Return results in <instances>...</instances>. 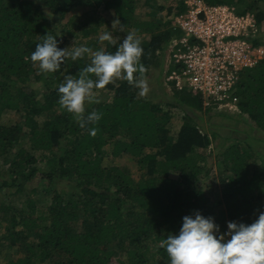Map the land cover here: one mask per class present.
Segmentation results:
<instances>
[{
  "label": "trees",
  "instance_id": "trees-1",
  "mask_svg": "<svg viewBox=\"0 0 264 264\" xmlns=\"http://www.w3.org/2000/svg\"><path fill=\"white\" fill-rule=\"evenodd\" d=\"M134 1L0 0V115L4 110L23 112L22 119L11 125L0 121V160L7 161L11 179L1 182L0 190L10 187V199L21 197L25 181L40 177L48 183L44 192L51 194L44 209L38 210L33 200L28 201L27 210L0 205L9 214L0 239L19 254L6 264H109L114 255L118 264H167V253L152 246L178 231L182 216L199 210L213 217L223 232L226 221L251 223L264 210V157L257 148L264 138L250 135L243 140L233 138V144L222 153L223 171L229 174L223 178L216 208H207L196 183L205 169L206 149L214 132L203 130L193 119H184L172 137L167 126L170 111L137 95L150 67L162 71L164 51L175 36L165 15L175 17L183 12L185 0H162L157 7L164 11L159 23L139 19ZM204 2L234 6L239 14H252L258 25L264 19V0ZM78 6L111 9L137 38L148 36L145 43L140 41L143 71L133 73L136 83L120 78L106 84L110 100L85 105L86 113L95 110L100 119L83 128L59 105L56 88L63 73L78 75L90 63V56L75 61L68 58L54 73H42L30 59L36 43L58 31V47L72 49L74 32L71 20L65 18ZM116 42L106 41L104 47L89 41L85 45L114 52ZM172 90L171 100L165 103L169 108L203 110L198 93ZM235 94L237 116L247 115L255 130L264 135V58L241 70ZM90 129H95L94 134ZM121 131L125 139L116 138ZM22 133L27 137L25 146H20ZM108 144L114 157L128 154L137 158L144 170L138 179L102 163L103 147ZM257 158L259 164L249 171L250 161ZM39 161L44 162L43 168L37 165ZM57 180L69 189L58 190Z\"/></svg>",
  "mask_w": 264,
  "mask_h": 264
},
{
  "label": "rangeland",
  "instance_id": "rangeland-1",
  "mask_svg": "<svg viewBox=\"0 0 264 264\" xmlns=\"http://www.w3.org/2000/svg\"><path fill=\"white\" fill-rule=\"evenodd\" d=\"M161 2L162 0H135V14L139 19H148L159 23L160 18L163 17L162 14H164V11L159 12L157 10V7L161 4ZM167 2L171 1H165L164 3ZM168 5L169 4H167V6ZM168 17L171 20L170 24H172L174 17H171V15H165V19H168ZM90 18L93 19L92 22ZM65 19L71 20L70 27L74 32V34L70 37V44L72 45V48L81 44L85 45L87 41L92 43L97 42L99 47H104L106 41H100L98 37L105 31L112 33L113 39L118 42H120L126 32H130V30L125 27H123L124 31H120L118 28H112V21L115 22V19L117 18L111 9L103 10L101 7L92 9L89 7L78 6L73 8L69 14H67ZM258 32L260 34L259 45L264 48V19L259 24ZM138 38L142 43H145L148 40V36L146 34H142ZM169 46L170 45H168L164 51V58L162 57V71L157 69L156 66L150 67L148 77L140 82V89L137 92V95L139 97L147 98L152 102L161 103L160 106L162 109L170 111L171 120L167 126H169L171 130L170 134L172 137L176 135L184 119H193L203 130L214 132L215 137H212L211 143L206 149L208 154L207 161H204L206 170L204 169L205 171H201L196 183V190L200 191L205 197V204L207 205V208H216L217 202L221 200V187L223 185V178L225 175L229 174V172L225 173L223 171L224 159L222 158V153L231 144H233V138L238 140L242 138L246 139V136L248 135L255 138H264V135L255 130V124L249 120L247 115L238 117L237 113L223 112L229 115V117H226L224 115L217 114L215 109L207 110L203 108V110L199 112L197 110L191 111L187 109L183 111L181 109L169 108L165 103L171 100L173 90L169 84L164 82L163 76L166 69V53L168 52ZM91 50L95 51L96 49L91 48ZM90 55L91 53H88V56ZM156 63L157 61L154 62V64ZM119 79L120 78H114L110 84L115 83ZM93 95L95 97V102H92V105L96 102L108 101L110 100V89L107 85H105L103 88L94 89ZM88 104V102L85 103V105ZM188 116H191V118ZM22 117L23 112L21 111L19 115L13 110H4L0 115V121L2 124L11 125L15 121L21 120ZM116 138L125 139V132L121 131L116 135ZM26 143L27 137L24 133H22L20 137V146H25ZM16 146H14L13 150ZM257 148L260 149L264 157V143L257 146ZM102 155V163L104 165L117 166L123 171L129 173V175H131L134 179H138L144 171L138 165L136 157L128 154H119L115 157L112 156L110 144L103 147ZM259 161V158H257L254 163L250 161L249 171H251L254 166L258 165ZM37 165L43 168L44 162L39 161ZM7 169V161L1 159L0 184L3 181L11 180L7 173ZM177 175L171 173L170 176L177 177ZM47 184L48 183L46 180H41L40 177L29 179L25 181V188L21 194L23 196L19 197V195H14L13 199H10V196L8 195V192H11L13 189H9L10 187H8L0 190V205H11L17 209L22 208L27 210L26 206H28V201L33 200L37 205L38 210L44 209L51 201V194L44 192V188L47 187ZM54 185L58 190H61L62 188L64 191L69 189V186H65L64 182L60 180H57ZM8 215L4 213L3 209H0V236L4 232L5 225L8 224ZM17 229H20V226L17 227ZM7 243L8 242L5 239H0V264H6L10 258L14 259L19 255L14 251L15 248H8L9 246ZM157 245L158 243L154 244L152 248L155 249ZM117 260V257L114 255L110 258L109 264H118ZM34 264L47 263L37 262Z\"/></svg>",
  "mask_w": 264,
  "mask_h": 264
},
{
  "label": "clouds",
  "instance_id": "clouds-1",
  "mask_svg": "<svg viewBox=\"0 0 264 264\" xmlns=\"http://www.w3.org/2000/svg\"><path fill=\"white\" fill-rule=\"evenodd\" d=\"M48 16L51 18L52 13ZM112 28L124 31L118 19L112 21ZM59 35V31L46 34L36 43L30 59L42 73H54L66 59L75 61L91 53L90 63L79 69L78 75L63 73L56 88L59 105L83 128L100 119L97 111H85L86 102H95L94 89L103 88L114 78L136 83L133 73L143 71L139 65L143 50L133 32L124 34L114 52L103 48L92 51L83 44L69 51L67 47H58ZM98 39L117 44L108 31ZM94 131L90 129L93 134ZM181 221L178 231L168 234L158 244L167 253V264H264V210L251 223L226 221L223 232L213 217H206L199 210L182 216Z\"/></svg>",
  "mask_w": 264,
  "mask_h": 264
},
{
  "label": "built area",
  "instance_id": "built-area-1",
  "mask_svg": "<svg viewBox=\"0 0 264 264\" xmlns=\"http://www.w3.org/2000/svg\"><path fill=\"white\" fill-rule=\"evenodd\" d=\"M171 27L175 36L166 53L164 82L198 93L204 108L238 114L240 72L264 58L254 16L228 4L185 0V10Z\"/></svg>",
  "mask_w": 264,
  "mask_h": 264
}]
</instances>
